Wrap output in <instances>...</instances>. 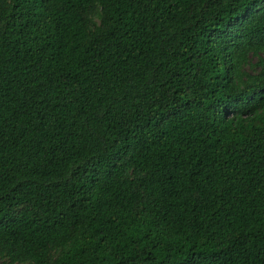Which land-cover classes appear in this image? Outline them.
<instances>
[{
    "label": "trees",
    "instance_id": "trees-1",
    "mask_svg": "<svg viewBox=\"0 0 264 264\" xmlns=\"http://www.w3.org/2000/svg\"><path fill=\"white\" fill-rule=\"evenodd\" d=\"M3 264H264V0H0Z\"/></svg>",
    "mask_w": 264,
    "mask_h": 264
},
{
    "label": "rangeland",
    "instance_id": "rangeland-1",
    "mask_svg": "<svg viewBox=\"0 0 264 264\" xmlns=\"http://www.w3.org/2000/svg\"><path fill=\"white\" fill-rule=\"evenodd\" d=\"M0 264H3V263H1V261H0Z\"/></svg>",
    "mask_w": 264,
    "mask_h": 264
}]
</instances>
